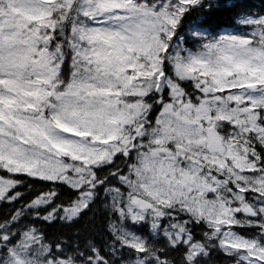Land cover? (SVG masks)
Listing matches in <instances>:
<instances>
[{"label":"snow or ice","instance_id":"snow-or-ice-1","mask_svg":"<svg viewBox=\"0 0 264 264\" xmlns=\"http://www.w3.org/2000/svg\"><path fill=\"white\" fill-rule=\"evenodd\" d=\"M0 173V264H264V10L0 0ZM21 176L56 187L15 207ZM101 194L105 247L37 226Z\"/></svg>","mask_w":264,"mask_h":264},{"label":"trees","instance_id":"trees-1","mask_svg":"<svg viewBox=\"0 0 264 264\" xmlns=\"http://www.w3.org/2000/svg\"><path fill=\"white\" fill-rule=\"evenodd\" d=\"M244 3L251 7L253 12H261L264 10V0H243ZM212 24L216 27L230 26L232 24L231 16L227 13H217L216 16L212 18ZM0 175H7L6 173H0ZM24 181L22 185L19 186V191L22 193V200L19 204L14 205L15 207H20L21 204L34 199L37 194L42 192H47L51 188L56 186L50 184L49 182L34 180L28 177H16ZM59 193L57 203L67 204L75 196L72 190L68 189L66 186H59L56 188ZM103 194H101L100 199L92 206L90 211H87L81 219L77 222H73L70 225L63 221L56 220L51 224L41 223L38 227H41L45 231L50 239H65V240H75L77 243L84 245L88 240L93 241L98 247H105V245L112 242L111 236L108 232V218L106 216V206ZM13 205L0 204V216L7 215L12 210ZM242 234H246V230L237 229ZM144 234L147 235V229H144ZM198 230V235H199ZM157 246H162V240H156ZM170 258H175L177 262L179 261V253H170ZM207 264H232V258L227 257L222 252L216 250L211 254L210 259H208Z\"/></svg>","mask_w":264,"mask_h":264}]
</instances>
